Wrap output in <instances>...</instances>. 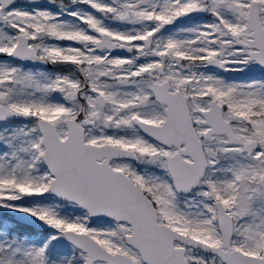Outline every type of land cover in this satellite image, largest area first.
<instances>
[{"label": "snow or ice", "instance_id": "6c2138e0", "mask_svg": "<svg viewBox=\"0 0 264 264\" xmlns=\"http://www.w3.org/2000/svg\"><path fill=\"white\" fill-rule=\"evenodd\" d=\"M0 264H264V0H0Z\"/></svg>", "mask_w": 264, "mask_h": 264}, {"label": "trees", "instance_id": "16d2710c", "mask_svg": "<svg viewBox=\"0 0 264 264\" xmlns=\"http://www.w3.org/2000/svg\"><path fill=\"white\" fill-rule=\"evenodd\" d=\"M0 215H2V214H0Z\"/></svg>", "mask_w": 264, "mask_h": 264}]
</instances>
